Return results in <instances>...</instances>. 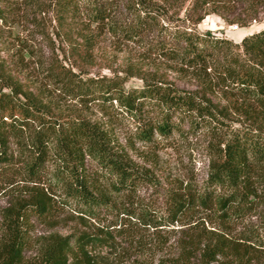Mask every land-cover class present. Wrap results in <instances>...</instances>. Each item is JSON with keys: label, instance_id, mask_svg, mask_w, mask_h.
I'll use <instances>...</instances> for the list:
<instances>
[{"label": "rangeland", "instance_id": "rangeland-1", "mask_svg": "<svg viewBox=\"0 0 264 264\" xmlns=\"http://www.w3.org/2000/svg\"><path fill=\"white\" fill-rule=\"evenodd\" d=\"M153 1L165 11L160 20L165 29L209 33L235 44L264 29V0H228L214 8L197 10L192 8L194 0ZM0 13V94L14 93L21 100H30L49 117L83 118L112 128L118 150L149 179L134 195L113 198L101 222L82 220L72 207H64L58 194L50 218L33 220L31 231L25 234L24 264H34L42 245L52 236L80 231L111 234L113 247L98 251L108 264H172L186 257L198 264L205 244L221 237H242L258 229L264 213V180L257 182L251 204L240 212L243 214L237 221L222 219L216 205L196 202L189 217L170 223L169 204L175 193L199 198L207 192L225 195L222 189H208L211 161L232 133L250 131L264 136L262 107L218 82L211 69L189 70L161 58L154 48L157 31L145 33L141 40H129L107 23L68 17L57 0H1ZM116 15L118 21L129 16L123 7ZM62 66L84 78L123 77L128 91L142 88L146 80L172 84L210 102L219 122L213 124L214 128H195L186 121L180 134L169 140L158 138L154 147L145 146L130 135L133 118L121 111L109 114L93 104H82L52 84L53 71ZM12 155L15 171L6 170L0 163V247L7 231L4 217L16 202L38 186L58 191L51 170L45 182L35 184L22 176L14 145ZM126 212L134 213V218L122 215ZM119 213L122 221L115 219Z\"/></svg>", "mask_w": 264, "mask_h": 264}, {"label": "trees", "instance_id": "trees-1", "mask_svg": "<svg viewBox=\"0 0 264 264\" xmlns=\"http://www.w3.org/2000/svg\"><path fill=\"white\" fill-rule=\"evenodd\" d=\"M57 1L68 17L81 16L91 23H107L112 31L129 40H141L145 33L157 31L154 48L161 58L189 70L211 69L218 82L264 109V29L235 44L209 33L165 29L160 22L165 11L153 0ZM226 1L194 0L192 8H214ZM121 7L129 16L118 21L116 12ZM50 81L65 96L82 104H93L109 114L121 111L133 118L130 135L148 147L156 146L158 138L169 140L180 134L186 121L195 128H214L213 124L219 122L210 102L169 83L146 80L142 88L128 91L127 79L123 77L84 78L64 66L53 71ZM13 145L22 163V176L41 185L51 170L50 177L58 191L35 187L6 212L7 231L0 247V264H24L28 242L25 234L31 231L33 220L50 218L58 194L64 207H72L82 220L101 222L103 211L111 207L113 198L132 196L149 180L118 150L112 128L83 118L49 117L30 100L3 93L0 163L8 171H15L10 162ZM218 148L210 164L207 184L209 190L222 189L225 195L207 192L199 198L175 193L169 204L170 223L189 217L196 202L208 207L216 205L217 214L230 222L239 220L243 214L240 212L251 204L257 182L264 180V136L250 131L235 132ZM117 215L115 219L122 221L120 213ZM122 215L134 218V213ZM113 243L110 233L102 236L98 232L80 231L65 237L54 235L42 245L34 264H108L98 251L112 248ZM200 253L198 264H264V213L256 231L252 229L242 237L218 238L205 244ZM188 260L186 257L172 264H193Z\"/></svg>", "mask_w": 264, "mask_h": 264}]
</instances>
